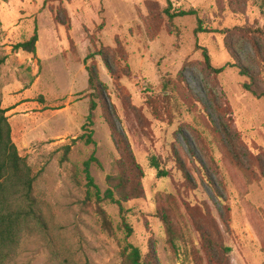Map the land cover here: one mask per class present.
Wrapping results in <instances>:
<instances>
[{
	"label": "rangeland",
	"instance_id": "rangeland-1",
	"mask_svg": "<svg viewBox=\"0 0 264 264\" xmlns=\"http://www.w3.org/2000/svg\"><path fill=\"white\" fill-rule=\"evenodd\" d=\"M167 10L196 15L170 20ZM36 31L35 55L16 49ZM205 52L225 71L210 70ZM0 59L2 108L38 176L34 194L48 226L23 238L13 264H122L124 232L105 234L87 203L84 163L92 155L102 164L91 168L102 193L118 162L141 186L143 198L125 204V217L147 264H264V97L243 88L264 92L263 3L1 1ZM87 66L102 84L93 145L73 143L89 115ZM174 92L173 122L157 120L150 99ZM105 209L120 225L119 208ZM162 210L179 229L177 254Z\"/></svg>",
	"mask_w": 264,
	"mask_h": 264
},
{
	"label": "trees",
	"instance_id": "trees-1",
	"mask_svg": "<svg viewBox=\"0 0 264 264\" xmlns=\"http://www.w3.org/2000/svg\"><path fill=\"white\" fill-rule=\"evenodd\" d=\"M1 1L6 2L7 0ZM167 1L172 4V0ZM256 1L264 4V0ZM166 14L170 20H174L177 17L196 15V12L191 10L171 13L167 10ZM38 39L36 31L28 41L19 43L16 49L35 55ZM92 57L94 56H88L85 61H89ZM204 57L207 67L214 73L221 74L225 71V67L221 69H214L212 67L211 59L207 52L204 53ZM103 58L109 67L108 59L105 56ZM3 64L4 59H0V67ZM86 69L89 74L87 91L91 93L89 115L87 123L83 126V134L73 140V143L76 144L77 141H84L86 145H93L95 144L93 138L95 112L98 108L97 99H100L102 96V84L95 67L87 66ZM240 75L250 78L249 70L245 67H240ZM175 86V81H166L164 83L165 90L171 89L175 91ZM243 88L258 99L264 97V92L254 88L252 84L244 83ZM175 99L177 97L174 92L170 95H165L162 101L161 99H150L148 106L157 120L172 123L174 115L172 114L173 109L171 104ZM7 112L8 110L2 108L0 98V264H13L23 238L26 235L45 233L48 228L42 202L34 194L38 176L27 160L20 155L19 149L12 139V128L9 118L6 116ZM71 151V146L65 147L66 159ZM92 166L102 167L101 162L95 155H92L84 163V173L87 181V203L93 209L102 231L109 236H114L117 230L124 232L125 240L121 245L120 252L122 264H147L140 249L129 242L134 231L125 217V204L143 198L141 186L130 180L125 171L124 164L118 162L116 174L108 176V189L102 193L94 177L91 175ZM154 167L156 169L160 168L157 160H154ZM160 174L162 177L168 175L166 172H160ZM106 203L116 205L119 208L122 222L117 227L114 224L112 216L105 209ZM158 218H160L164 225L168 247L172 252L177 254L179 251L178 241L180 233L176 223L167 210H162L158 214Z\"/></svg>",
	"mask_w": 264,
	"mask_h": 264
}]
</instances>
